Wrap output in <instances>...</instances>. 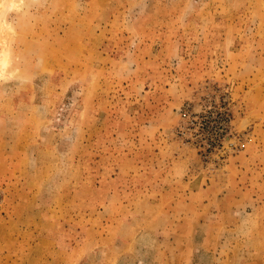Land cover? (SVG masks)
<instances>
[{"label": "rangeland", "instance_id": "obj_1", "mask_svg": "<svg viewBox=\"0 0 264 264\" xmlns=\"http://www.w3.org/2000/svg\"><path fill=\"white\" fill-rule=\"evenodd\" d=\"M0 264H264V0H0Z\"/></svg>", "mask_w": 264, "mask_h": 264}]
</instances>
